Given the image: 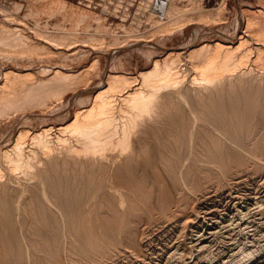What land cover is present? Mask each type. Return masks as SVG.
<instances>
[{"label": "rangeland", "instance_id": "1", "mask_svg": "<svg viewBox=\"0 0 264 264\" xmlns=\"http://www.w3.org/2000/svg\"><path fill=\"white\" fill-rule=\"evenodd\" d=\"M0 39V264H264V0H0Z\"/></svg>", "mask_w": 264, "mask_h": 264}, {"label": "bare ground", "instance_id": "2", "mask_svg": "<svg viewBox=\"0 0 264 264\" xmlns=\"http://www.w3.org/2000/svg\"><path fill=\"white\" fill-rule=\"evenodd\" d=\"M157 6H158V8H160V9H164V8H166V4H165V3H162V2H160V1H159V3H158ZM3 38H4V37H3ZM0 40H1V39H0ZM214 45H215V46H214V47H215V50H214V54H213V55H210V57H209V58H210V61H211V60H215L217 57H219V56H218V55H219V52H224V53H225V52L230 51L231 48L233 49V46H232V45H230V44H226V43H223V42H220V41L215 42ZM208 49H209V44H205V45L201 46V48H198L197 50H196V49H195V50H194V49L191 50V52H192V51H195V52L197 51L198 53H201V52H203V51H208ZM193 53H194V52H193ZM174 54H176V53H175V52H170L168 56H170V55H174ZM158 61H159V60H157L156 62H158ZM10 71H11V70H10ZM247 72H248V71H247ZM10 73H11V72H10ZM14 73H15V72H14ZM55 73L58 74V73H60V71H59V70H56V71L54 72V74H55ZM249 73H250V72H249ZM244 74H245V73L243 72V75H244ZM5 75H6V74H5ZM18 75H19V74H17V76H18ZM233 75H234V74H233ZM243 75H242V76H243ZM247 75H248V74H247ZM247 75H245V76H247ZM7 76H8V75H7ZM122 76H123V75H122ZM240 76H241V75H240ZM14 77H15V79L17 78L16 75H15ZM64 77H68V75H67V76L64 75ZM259 77H260V76H259ZM18 78H19V77H18ZM51 78H52V77H51ZM68 78H70V77H68ZM71 79H72V78H71ZM114 79H115V80L110 81V84H109L110 86L107 88V90L104 89L105 91H104V90H103V91H102V90L99 91V93L94 97L95 104H96V101H97V100H98V101L100 100V101L98 102V104H97L98 106H96V107H97L96 109H98V111L96 112L95 115H94V114L87 115V119L85 118L87 121H86V120L83 121V123H84V125H83V123H82L83 126H85L86 124H87V125L89 124L88 127L90 128V125L92 126L93 124L95 125V124L97 123L95 126L98 128V126H99V125H98V122H102L101 119H104V118H105V117L100 118V117H101V116H100L101 113L103 112L102 115H104V114H105L104 112L107 111L109 107H110V108H109V109H110L109 111H111V109H112L111 106H112V105H111V103L109 102V101H111V100L108 101V102L110 103V105H109V103H108L107 101H105L104 98H105V93H106V92H108V91L112 90L113 88H115V86L117 85V83H116L117 80H116V79H120V76H118V75L115 76V75H114ZM53 80H56V79H53ZM59 80H60V79H59ZM120 80H121V79H120ZM255 80H256V79H255ZM13 81H14V80H13ZM56 81H58V79H57ZM115 81H116V82H115ZM124 81H125V80H124ZM42 82H45V81H42ZM51 82H52V80L50 81V83H51ZM60 82H61V81H60ZM40 83H41V82H40ZM40 83H38V84H40ZM45 83H47V82H45ZM64 83H65V82H64ZM41 84L43 85V83H41ZM66 84H67V83H66ZM66 84H64V85H66ZM36 85H37V84H36ZM44 85L46 86V84H44ZM48 85H49V84H48ZM60 85H61V84H60ZM37 86H38V85H37ZM45 86H44V87H45ZM50 86H51V85H50ZM57 86H58V85H57ZM62 86H63V84H62ZM62 86H61V87H62ZM240 86H241V85H240ZM58 87H59V86H58ZM61 87H60V88H61ZM130 87H131V86H130ZM26 88H27V87H26ZM46 88H47V87H46ZM46 88H45V89H46ZM60 88H58V89H60ZM116 88H117V87H116ZM241 88H242V87H241ZM30 89H32V87H30ZM30 89H29V91L31 92ZM35 89H36V88H35ZM35 89H33V90H35ZM49 89H50V88H49ZM117 89L119 90V88H117ZM238 90H239V89H238ZM35 91L38 92L37 89H36ZM130 91H131V90H130ZM136 91H137V89H136ZM136 91H133V90H132V91L129 93L130 95L128 94V96H131L130 98H132V96H134V93H136ZM46 92H47V89H46ZM50 92H51V91H50ZM138 92H139V89H138ZM224 92H225V91H224ZM240 92H241V91H240ZM11 93H12V92H11ZM26 93H28V90H27V92L25 91V94L23 93V94L25 95V97H27V96H26V95H27ZM48 93H49V92H48ZM132 93H133V94H132ZM3 94H4V93H3ZM40 94H42L41 91H40ZM131 94H132V95H131ZM225 94H226V93H225ZM232 94H233V93H232ZM239 94H240V93H239ZM12 95H13V94H12ZM12 95H11V96H12ZM28 95H30V97H32L31 94H28ZM126 95H127V94H126ZM136 95H138V94H135V96H136ZM237 95H238V94H237ZM106 96H107V95H106ZM123 96H124V95H123ZM0 97H1V95H0ZM125 97H126V96H125ZM231 97H232V96H231ZM8 98H9V97H7L6 99H8ZM121 98H122V96H121ZM126 98H129V97H126ZM235 98H236V97H235ZM2 99H4L5 102H9L8 100L5 99V97H4V98H1L0 101H2ZM9 99H10V105H13V104H11V98H9ZM16 99H17V98H16ZM19 99H20V98L18 97V100H19ZM28 99H29V98H27L26 101H28ZM36 99H37V98H36ZM105 99H107V97H106ZM243 99H245V98H243ZM13 100H14V99H13ZM30 100L32 101V98H31ZM30 100H29V101H30ZM114 100H115V99H114ZM124 100H125V98H124ZM124 100H123V101H124ZM22 101H23V100H21V102H22ZM31 101H30V102H31ZM2 102H3V101H2ZM111 102H112V101H111ZM113 102H114V101H113ZM256 102H257V101H256ZM3 103H4V102H3ZM12 103H13V102H12ZM14 104H15V103H14ZM19 104H20V102H18L17 105L15 104L16 107H17V106H24V105H19ZM24 104H25V103H24ZM112 104H113V103H112ZM226 104H227V103H226ZM1 105H2V103H1ZM15 105L12 106V107H15ZM242 105H243V104H242ZM237 106H238V105H237ZM237 106H236V108H237ZM239 106H240V105H239ZM113 107H114V106H113ZM233 107H235V106H233ZM115 108H116V107H115ZM239 108H240V107H239ZM227 109H228V108H227ZM221 110H222V109H221ZM3 111H4V110H3ZM109 111H107V112H109ZM210 111H211V110H210ZM239 111H240V110H239ZM1 112H2V111H1ZM99 112H101V113H99ZM107 112H106V114H108ZM97 113H98V115L100 114V115H99L100 117L97 116ZM110 113H111V112H110ZM176 113H177V112H176ZM78 114H79V113H77V115H78ZM181 114H182V113H181ZM184 114H185V113H184ZM232 114H233V113H232ZM109 115H110V114H109ZM109 115H108V116H109ZM105 116H106V115H105ZM78 117H79V115H78ZM106 117H107V116H106ZM116 117H117V116H116ZM125 117H126V116H125ZM172 117H173V116H172ZM176 117H177V116H176ZM184 117H185V116H184ZM76 118H77V117H76ZM108 118H109V117H108ZM114 118H115V117H114ZM123 118H124V117H123ZM162 118H163V117H162ZM77 119H79V118H77ZM77 119H76V121H77ZM184 119H185V118H184ZM79 120H80V119H79ZM108 120H110V119H107V120H106V121H107L106 124H108ZM111 120H112V119H111ZM120 120H121V119H120ZM148 120H149V119H148ZM151 120H152V119H151ZM85 121H86V122H85ZM104 121H105V119L103 120V123H104ZM106 121H105V122H106ZM121 121H122V120H121ZM126 121H127V120H126ZM172 121H173V120H172ZM185 121H186V120H185ZM219 121H220V119H219ZM230 121H231V120H230ZM122 122H123V121H122ZM124 122H125V121H124ZM180 122H181V120H180ZM135 123H136V122H135ZM173 123H174V122H173ZM203 123H204V122H203ZM208 123H209V122H208ZM101 124H102V123H101ZM117 124H118V123H117ZM125 124H126V123H125ZM179 124H180V123H179ZM248 124H249V123H248ZM87 125H86V126H87ZM120 125H121V124H120ZM122 125H123V124H122ZM164 125H165V124H164ZM180 125H181V124H180ZM236 125H238V124H236ZM101 126H102V125H101ZM111 126H112V125H111ZM123 126H125V125H123ZM173 126H174V125H173ZM181 126H182V125H181ZM206 126H208V125L206 124ZM209 126H210V125H209ZM249 126H250V124H249ZM93 127H94V126H93ZM93 127H92V128H93ZM166 127H167V126H166ZM166 127H165V128H166ZM174 127H175V126H174ZM179 127H180V126H179ZM239 127H240V126H239ZM250 127H251V126H250ZM61 128H62V127H61ZM66 128H67V127H66ZM66 128H65V129H66ZM94 128H95V127H94ZM97 128H96V129H97ZM102 128H103V127H102ZM111 128H112V127H111ZM111 128H110V129H111ZM114 128H115V127H114ZM127 128H128V126H127ZM168 128H169V127H168ZM183 128H184V127H183ZM193 128H195V127H193ZM199 128H200V127H199ZM199 128H198V129H199ZM202 128H203V127H202ZM253 128H254V127H253ZM100 129H101V128H100ZM110 129H109V130H110ZM115 129H116V128H115ZM118 129H119V128H118ZM124 129H125V127H124ZM124 129H123V130H124ZM128 129H130V127H129ZM161 129H162V128H161ZM161 129H160V130H161ZM200 129H201V128H200ZM209 129H210V127H209ZM213 129H214V128H213ZM91 130H92V129H91ZM93 130H94V129H93ZM93 130H92V131H93ZM97 130H98V129H97ZM97 130H96V131H97ZM112 130H113V128H112ZM165 130H166V129H165ZM172 130H173V129H172ZM192 130H193V129H192ZM98 131H99V130H98ZM98 131H97V133H98ZM117 131H118V130H117ZM117 131H116V132H117ZM121 131H122V130H121ZM131 131H132V130H131ZM182 131H183V130H182ZM93 132H94V131H93ZM109 132H111V131H109ZM116 132H115V133H116ZM128 132H129V131H128ZM167 132H168V131H167ZM205 132H206V130H205ZM207 132H208V129H207ZM212 132H213V131H212ZM99 133H100V132H99ZM129 133H130V132H129ZM129 133H128V134H129ZM137 133H138V132H137ZM154 133H155V131H154ZM159 133H160V132H159ZM164 133H165V132H164ZM168 133H169V132H168ZM173 133H174V131H173ZM177 133H178V132H177ZM103 134L105 135L104 130H103ZM111 134H112V133H111ZM111 134H110V135H111ZM113 134H114V132H113ZM118 134H119V133H118ZM125 134H126V133H125ZM130 134H131V133H130ZM165 134H166V133H165ZM180 134H181V133H180ZM206 134H208V133H206ZM97 135H98V134H97ZM110 135H107V137L110 136ZM134 135H135V134H134ZM174 135H175V134H174ZM199 135H200V134H199ZM92 136H93V135H92ZM95 136H96V135H95ZM98 136H99V135H98ZM98 136H97V137H98ZM111 136H112V135H111ZM111 136H110V138H111ZM136 136H138V135L136 134ZM181 136H182V135H181ZM185 136H186V135H185ZM97 137H95V138H97ZM99 137H100V136H99ZM114 137H115V139L117 140V138H116L117 136L115 135ZM124 137H125V135H124ZM128 137H129V136H128ZM128 137H127V138H128ZM139 137H141V136H139ZM175 137H176V136H175ZM103 138H104V137H103ZM137 138H138V137H137ZM165 138H166V137H165ZM168 138H169V137H168ZM170 138H172V137H170ZM176 138H177V137H176ZM101 139H102V138H101ZM108 139H109V138H108ZM112 139H114L113 136H112ZM218 139H219V138H218ZM95 140H96V139H95ZM104 140H105V139H104ZM109 140H110V139H109ZM159 140H160V139H159ZM213 140H214V139H213ZM97 141H98V138H97ZM99 141H101V140H99ZM113 141L115 142V140H113ZM121 141H125L126 144H127V142H128V140H127V139L125 140V138H123V140H121ZM130 141H131V140H130ZM130 141H129V143H130ZM138 141H139V140H138ZM160 141H161V140H160ZM164 141H165V140H164ZM167 141H168L167 143L170 144L169 140H167ZM197 141H198V140H197ZM103 142H104V141H103ZM109 142H110V141H109ZM117 142H118V141H117ZM172 142H174V141H172ZM206 142H207V141H206ZM100 143H101V142H100ZM105 143H106V142H105ZM105 143H104V144H105ZM119 143H121L120 140H119ZM123 143H124V142H123ZM198 143H200V141H199ZM213 143H214V142H213ZM233 143H234V142H233ZM113 144H114V143H113ZM117 144H118V143H117ZM121 144H122V143H121ZM173 144H174V143H173ZM173 144H172V145H173ZM179 144H180V143H179ZM122 145H124V144H122ZM160 145H161V144H160ZM103 146H104V145H103ZM127 146H128V145H127ZM129 146H130V145H129ZM145 146H146V145H145ZM177 146H178V145H177ZM182 146H184V145H182ZM252 146H253V145H252ZM94 147H95V145H94ZM97 147H98V149H96L97 151H95V152H98V150L100 151L99 146H97ZM106 147H107V146H106ZM109 147H110V146H109ZM109 147H108V148H109ZM113 147H114V146H113ZM116 147H118V146L116 145ZM116 147H115V148H116ZM120 147H121V146H120ZM122 147H123V146H122ZM125 147H126V146H125ZM142 147H143V146H142ZM150 147H151V146H150ZM163 147H164V146H163ZM173 147H175V146H173ZM180 147H181V146H180ZM206 147H207V146H206ZM238 147H239V146H238ZM92 148H93V147H92ZM95 148H96V147H95ZM164 148H165V147H164ZM164 148H163V149H164ZM166 148H167V147H166ZM185 148H186V147H185ZM246 148H247V147H246ZM110 149L112 150V148H110ZM116 149H119V147L116 148ZM128 149H130V148H128ZM132 149H134V148H132ZM198 149H199V148H198ZM204 149H205V148H204ZM204 149H202V150H204ZM125 150H126V149H125ZM125 150H124V151L122 150V151L125 152ZM171 150H172V149H171ZM179 150H181V149H179ZM217 150H218V149H217ZM248 150H249V149H248ZM93 151H94V150H93ZM93 151H92V152H93ZM109 151H110V150H109ZM114 151H115V150H114ZM120 151H121V150H120ZM134 151H135V150H134ZM134 151H133V152H134ZM154 151H155V150H154ZM160 151H161V148H160ZM166 151H167V150H166ZM168 151H170V150H168ZM198 151H199V150H198ZM208 151H209V150H208ZM210 151H211V150H210ZM221 151H222V150H221ZM76 152H79V151H76ZM87 152H88V151H87ZM87 152H86V153H87ZM103 152H104V151H103ZM103 152H102V153H103ZM126 152H127V151H126ZM126 152H125V154H127ZM136 152H137V151H136ZM158 152H159V151H158ZM177 152H178V151H177ZM88 153H89V152H88ZM102 153H101V154H102ZM161 153H162V152H161ZM165 153H166V152H165ZM165 153H164V154H165ZM179 153H181V151H180ZM77 154H78V153H77ZM101 154H100V155H101ZM104 154H105V153H104ZM121 154H122V153H121ZM121 154H120V155H121ZM155 154H156V153H155ZM165 155H166V154H165ZM169 155H171V154H169ZM172 155H173V154H172ZM176 155H177V154H176ZM176 155H175V156H176ZM209 155H210V154H209ZM79 156H80V154H79ZM97 156H99V155H97ZM184 156H185V155H184ZM188 156H189V155H187L186 158H188ZM214 156H215V155H214ZM93 157H94V156H93ZM101 157H102V156H101ZM103 157H104V156H103ZM103 157H102V158H103ZM108 157H109V156H108ZM161 157H162V156H160V158H161ZM139 158H141V157L139 156ZM165 158H166V157H165ZM221 158H222V156H221ZM105 159H106V158H105ZM162 159H163V158H162ZM162 159H161V160H162ZM168 159H169V158H168ZM168 159H166V160H168ZM214 159H215V158H214ZM97 160H99V159H97ZM102 160H103V159H102ZM170 160H171V159H170ZM175 160H176V159H175ZM190 160H191V159H190ZM190 160H189V161H190ZM195 160H196V159H195ZM168 161H169V160H168ZM168 161H167V162H168ZM115 162H116V161H115ZM120 162H121V161H120ZM122 162H123V160H122ZM175 162H176V161H175ZM190 162H191V161H190ZM223 162H224V159H223ZM79 163H80V162H79ZM82 163H83V162H82ZM100 163H101V162H100ZM165 163H166V162H165ZM212 163H213V162H212ZM215 163H216V162H215ZM95 164H96V163H95ZM166 164H167V163H166ZM189 164H191V163H189ZM194 164H195V163H194ZM84 165H86V164H84ZM167 165H169V164H167ZM176 165H177V164H176ZM178 165H179V164H178ZM113 167H114V165H113ZM167 167H168V166H167ZM171 167H172V166H171ZM181 167H183V166H181ZM165 168H166V167H165ZM168 168H169V167H168ZM175 168H176V167H175ZM185 168H186V167H185ZM202 168H203V167H202ZM95 170H96V169H95ZM102 170H103V169H102ZM165 170L167 171V169H165ZM172 170H173V169H172ZM172 170H171V171H172ZM201 170H202V169H201ZM112 171H113V170H112ZM160 171H161V170H160ZM189 171H190V170H189ZM93 173H94V171H93ZM125 173H126V172H125ZM78 175H79V174H78ZM182 175H183V174H182ZM72 176H73V175H72ZM170 176H172V175H170ZM61 177H62V176H61ZM69 177H70V176H69ZM63 178H64V177H63ZM71 178H73V177H71ZM167 178H168V177H167ZM150 179H151V178H150ZM172 181H173V180H172ZM50 182H51V181H50ZM74 184H75V182H74ZM114 185H115V184H114ZM153 186H154V185H153ZM75 187H76V186H75ZM73 189H74V188H73ZM156 189H157V188H156ZM67 190H68V189H67ZM120 192H121V191H120ZM62 198H63V197H62ZM65 201H66V200H65ZM61 202H62V201H61ZM67 202H68V201H66V203H67ZM68 205H69V204H68ZM77 205H78V203H77ZM77 205H76V206H77ZM66 206H67V205H66ZM70 206H72V203H71ZM70 206H69V207H70ZM112 206H113V205H112ZM60 207H61V206H60ZM62 207H63V206H62ZM64 208H65V207H64ZM60 209H61V208H60ZM72 209H73V208H72ZM74 209H75V208H74ZM74 209H73V210H74ZM61 210H62V209H61ZM63 211H64V210H63ZM125 211H126V210H125ZM65 213H66V212H65ZM124 214H125V213H124ZM66 215H67V214H66ZM114 219H115V218H114ZM252 221H253V220H252ZM55 223H56V222H55ZM228 224H229V223H228ZM230 225H231V224H230ZM234 225H235V224H234ZM231 226H232V225H231ZM222 227H223V226H222ZM229 228H230V227H229ZM51 229H52V228H51ZM225 229H226V228H225ZM235 230H236V229H235ZM121 231H122V230H121ZM212 232H213V231H212ZM52 233H53V232H52ZM121 233H122V232H121ZM215 234H216V232H215ZM55 235H56V234H55ZM223 235H224V234H223ZM56 236H57V235H56ZM106 236H107V235H106ZM206 236H207V235H206ZM216 236H217V235H216ZM203 237H204V236H203ZM226 237H227V236H226ZM207 238H208V237H207ZM30 239H31V238H30ZM111 239H112V238H110V240H111ZM203 239H204V238H203ZM31 240H32V239H31ZM33 241H34V240H33ZM108 241H109V240H108ZM108 241H107V242H108ZM204 241H205V240H204ZM203 243H204V242H203ZM200 250H201V249H200ZM7 261H8V260H7ZM262 261H263V260H262ZM222 262H223V261H222ZM254 262H255V261H254ZM256 263H257V262H256ZM10 264H11V263H10Z\"/></svg>", "mask_w": 264, "mask_h": 264}]
</instances>
